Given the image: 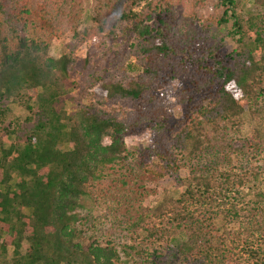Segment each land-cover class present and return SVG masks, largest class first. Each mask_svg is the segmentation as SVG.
I'll use <instances>...</instances> for the list:
<instances>
[{
  "label": "trees",
  "instance_id": "16d2710c",
  "mask_svg": "<svg viewBox=\"0 0 264 264\" xmlns=\"http://www.w3.org/2000/svg\"><path fill=\"white\" fill-rule=\"evenodd\" d=\"M206 1L93 0L80 30L81 0H0V264H264V0H217L211 21ZM69 32L74 45L47 56ZM89 40L100 51L86 54L85 101L57 110ZM139 131L148 143L129 147ZM126 169L169 179L177 196L151 205Z\"/></svg>",
  "mask_w": 264,
  "mask_h": 264
},
{
  "label": "rangeland",
  "instance_id": "374dc122",
  "mask_svg": "<svg viewBox=\"0 0 264 264\" xmlns=\"http://www.w3.org/2000/svg\"><path fill=\"white\" fill-rule=\"evenodd\" d=\"M84 3V25L80 26V30L83 29V27L87 24H89L91 21V13H92V5H93V0H81ZM240 3V0H239ZM251 1L249 0H241V5H246L250 6ZM201 11L203 13V16L206 19L210 20L211 16H214L217 14V16L222 15V12L225 11V6H219L217 5V0H207L205 4L202 5ZM211 21V20H210ZM213 31L215 33H222L218 27L212 24ZM219 31V32H218ZM75 39L72 36V33L69 32L66 35L62 36L61 38L53 39L51 45L49 46L47 50V56L51 57H58L60 54L63 52H66L69 50V48L74 45ZM119 48V46H116ZM234 47V43L230 39H226L223 43L222 46V51L223 52H228ZM92 51H100L98 49V46L96 44H93L91 40H89L86 43L83 44H78L74 55L76 57V63H75V69L70 72L66 76V80L64 82V89L66 93L64 96H60L59 102L60 105L56 103V109H60L61 106L65 110L69 111L71 109H76L82 102H84V91L87 88V79L86 75L88 72L87 66L85 65V59H86V54L87 52H92ZM110 53H113L111 51ZM121 71V70H120ZM122 72V71H121ZM123 74V72H122ZM126 74H129L130 76L132 75L131 72L127 71ZM121 76V74H120ZM119 76V77H120ZM176 84L175 82L167 83V85L162 88L163 91H165L166 95V103L169 105L170 109L174 113L175 116H177L179 110L178 106H176ZM40 95L43 96L41 90H40ZM46 97V96H45ZM40 101L39 98H34L33 100L30 101V104L36 108L38 107ZM5 105H7L11 111L19 117L20 119H23L27 115V110L20 106L19 104L15 103L13 101V97L8 99L5 102ZM244 125L242 126V132L246 135H249L251 133V128L254 126V123L250 121V119L247 116V113H244ZM260 130V135L263 140V152H262V161L264 163V122L259 127ZM149 139V132L147 131H139V132H132L126 135L125 141L131 148H137V147H142L148 143ZM109 141V138L107 136L103 137V142L107 143ZM71 145L69 143H64L62 145V148H70ZM126 177L130 180H135L137 182L142 183L144 186L147 188H150L151 191V196L149 198V202L151 205H153L155 202L160 200L162 198V195L166 192L169 194H173L177 196V191L179 190L178 188H175L173 186L172 181H170L167 178L164 179H156L152 174L149 173H144L142 175V172H134L131 171L130 169H126L125 171ZM105 183V182H104ZM131 184V182H130ZM103 185V184H102ZM86 209V208H85ZM90 210V209H89ZM93 210H90V213ZM95 211L96 213H103L102 208H97ZM88 212V211H87ZM127 227H125L124 224H120L117 226V228L113 229V235L111 238L114 240L116 243V249L119 251L120 255L122 258L126 259V256L123 254V250L126 249V243L128 241V237L126 238L125 233H127ZM172 241L173 243H177L179 240V236L173 237ZM127 264H131V262H128Z\"/></svg>",
  "mask_w": 264,
  "mask_h": 264
}]
</instances>
